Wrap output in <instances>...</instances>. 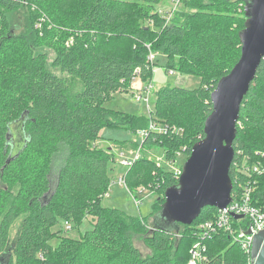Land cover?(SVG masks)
Here are the masks:
<instances>
[{
	"label": "trees",
	"instance_id": "16d2710c",
	"mask_svg": "<svg viewBox=\"0 0 264 264\" xmlns=\"http://www.w3.org/2000/svg\"><path fill=\"white\" fill-rule=\"evenodd\" d=\"M159 2L0 0V264H189L198 240L208 249L202 264H248L227 234L200 236L199 226L216 217V208L203 209L189 226L157 227L154 220L148 225L102 204L117 162L112 147H99L102 130L148 129L142 150L160 148L172 164L178 155L189 158L205 136L211 93L241 56L246 0H184L189 11H176L170 22L157 9ZM22 8L29 27L14 34L9 14ZM41 49L54 52L53 67L67 77L47 68ZM151 55L163 56L167 71L197 76L200 86L160 89L151 119L108 108L114 94L131 90L136 79L151 81L157 60ZM72 79L82 84L74 95ZM151 121L158 131L150 130ZM20 122L25 141L13 153L11 126ZM237 130L232 194L252 188L253 203L264 204V174L242 172L244 163L264 165V59L243 100ZM62 152L66 157L53 189V164ZM181 171H167L140 156L124 181L137 189L152 173L150 183L161 188L153 205L154 210L161 203L157 215ZM20 217L22 227L11 244V229ZM88 218L91 229L78 239L64 236L52 243L60 222L78 228ZM135 235L143 238L148 256L135 245Z\"/></svg>",
	"mask_w": 264,
	"mask_h": 264
},
{
	"label": "water",
	"instance_id": "95a60500",
	"mask_svg": "<svg viewBox=\"0 0 264 264\" xmlns=\"http://www.w3.org/2000/svg\"><path fill=\"white\" fill-rule=\"evenodd\" d=\"M244 11L240 59L211 93L213 108L205 121V136L193 145L178 184L166 189L165 203L153 219L157 227L189 226L203 209L223 210L232 202L230 170L237 123L243 100L264 59V0H246ZM252 258L255 264H264V232L254 239Z\"/></svg>",
	"mask_w": 264,
	"mask_h": 264
},
{
	"label": "rangeland",
	"instance_id": "374dc122",
	"mask_svg": "<svg viewBox=\"0 0 264 264\" xmlns=\"http://www.w3.org/2000/svg\"><path fill=\"white\" fill-rule=\"evenodd\" d=\"M178 1H181V4L180 2L178 4ZM183 1L184 0H160L156 6L159 12H161L164 16H167V13L172 10H174V13L181 10L188 12L189 10L183 6ZM9 17L14 34L23 33L26 31V28L29 27L28 11L26 8H22L16 12L10 13ZM172 17H169L167 22H170ZM181 21L182 20H180V22ZM145 24L148 25V22ZM152 28H154L153 25ZM41 50L48 56L47 68L57 75L67 77V73H62L59 69L53 67L52 63L54 60V52L49 49ZM155 57L158 61L155 60ZM153 60H155L156 66L154 68L151 81L149 83H143L140 79H136L131 90L126 93L117 92L114 94L113 98L107 102L106 106L108 108L115 109L129 115L151 119L150 110H154L157 101V92L160 89L166 87H183L192 90L200 86V79L197 76L183 75L175 71H167L165 68L166 59L163 56H154ZM146 88H150L151 90V102H138L135 100L137 97L136 94L142 93L143 89ZM81 89L82 84L80 81L72 79L71 95H74L75 92H78ZM151 125H155V122L151 121L149 128ZM141 131H148V129ZM138 133H134L128 129L113 127H108L102 130L101 137L98 140L99 147H102L103 149L112 147V152H114L116 155L117 161L115 164H113V169L110 171L111 185L108 192L103 196L104 199L102 204L105 207L120 209L133 217L143 218L144 222L148 223V225H152L153 217L158 211L159 205L161 204L159 203L153 210V205L156 199H158V197L161 195V192L159 191L161 189L160 185L150 183L152 181V173L150 172L151 175L149 173V177H147L146 181H142L144 184L138 185L139 187H137V189L135 188L130 190L125 184L120 182V179L124 180L127 171L131 168L130 166L124 164V160L135 159L136 153L138 152L139 156H145L146 158L157 162L167 171L178 173L180 172V168L184 165L188 157L186 154L178 155L176 163L172 164L166 160L165 152L160 148L154 147L142 150L141 142L143 141L144 137L140 136ZM9 141L13 153H16L24 144L25 137L22 131L21 122L11 126ZM115 144L123 146V149L121 150ZM121 152L124 153L122 157H120ZM65 157L66 153L62 152L54 160V177L52 179L51 186L53 189L56 184L57 172L62 166ZM153 185H155L156 188H154ZM157 188L159 189L157 190ZM23 218L24 217H20L12 226L11 244H13L19 236ZM91 221V218H88L78 228H72L73 225L67 227L68 225L65 222H60V224H58L52 230L55 234V239L52 241V243L57 245L64 236L78 239L82 234L91 229ZM134 243L141 251L143 257H146L151 253L149 248L144 244L143 238L141 236L135 235Z\"/></svg>",
	"mask_w": 264,
	"mask_h": 264
},
{
	"label": "built area",
	"instance_id": "2783aa9c",
	"mask_svg": "<svg viewBox=\"0 0 264 264\" xmlns=\"http://www.w3.org/2000/svg\"><path fill=\"white\" fill-rule=\"evenodd\" d=\"M179 2L177 3L179 4ZM173 14L174 10L168 12L166 16L167 20ZM149 59L153 61L154 55H151ZM136 95L135 100L138 102H151L152 94L150 88L143 89L142 93ZM155 127L157 126L151 125L150 130L158 131V127ZM148 132L140 131L138 134L146 137ZM123 155L124 153H120V157ZM139 157V153L137 152L135 159L124 160V164L131 167ZM243 167V169L241 168L242 172L249 177H252L254 174H264V165L261 163H253L249 167H246V163H244ZM237 169L241 171L240 168ZM120 182L125 184L123 179H120ZM199 229L201 230L200 236L203 237L202 239L208 236L211 237L217 233L227 234L234 243L238 244L244 255L248 257V264H255V260L252 258V250L256 235L264 232V204L255 205L253 203V190L247 187L240 194L235 196L232 194V202L225 209L218 210V214H216L214 219L202 223ZM207 251L208 249L202 241H196L191 249V260L189 264H202L203 262H207Z\"/></svg>",
	"mask_w": 264,
	"mask_h": 264
}]
</instances>
